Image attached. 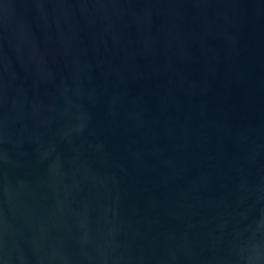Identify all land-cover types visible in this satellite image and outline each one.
<instances>
[{"label": "water", "instance_id": "water-1", "mask_svg": "<svg viewBox=\"0 0 264 264\" xmlns=\"http://www.w3.org/2000/svg\"><path fill=\"white\" fill-rule=\"evenodd\" d=\"M0 264H264V0H0Z\"/></svg>", "mask_w": 264, "mask_h": 264}]
</instances>
